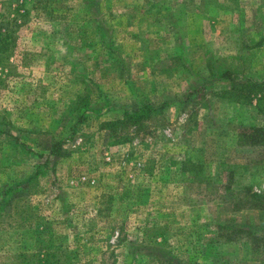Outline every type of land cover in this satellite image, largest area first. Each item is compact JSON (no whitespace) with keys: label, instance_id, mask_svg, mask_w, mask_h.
Masks as SVG:
<instances>
[{"label":"rangeland","instance_id":"1","mask_svg":"<svg viewBox=\"0 0 264 264\" xmlns=\"http://www.w3.org/2000/svg\"><path fill=\"white\" fill-rule=\"evenodd\" d=\"M0 13L19 26L0 70V264L48 250L264 264V207L240 202L264 198V145L237 144L264 117L222 101L230 84L212 76L264 80V0H0ZM144 103L168 106L116 144L105 124Z\"/></svg>","mask_w":264,"mask_h":264},{"label":"trees","instance_id":"2","mask_svg":"<svg viewBox=\"0 0 264 264\" xmlns=\"http://www.w3.org/2000/svg\"><path fill=\"white\" fill-rule=\"evenodd\" d=\"M18 27L19 26L16 19H6L5 15L0 13V70H2L3 72L6 70V64L10 62L12 53L16 48V34ZM212 76L217 80H227L231 83V86L228 90H226V96H224L223 99L235 104L247 105L248 107L253 108V110H258V112L260 111L261 114H263L264 109H262L261 102L264 99V81H257L249 78L243 80L238 78V76L233 71L229 70L220 71L219 73L213 72ZM2 82L3 79L2 77H0V83ZM167 106V104H162L159 107H155L152 103H144L137 110L125 112L124 116L121 119L106 123L105 128L113 133V136L116 139V144H121L128 140L125 139L126 136H124V134H126L127 132L129 133L131 130L136 132L137 130L142 128L143 124L149 121L154 114H164ZM239 142L241 145L250 147H258L264 145V128L251 123L246 131L240 133ZM62 149L63 148L61 146H54L50 151V156H63ZM42 170L43 166L39 165L34 174L23 186L28 187L29 185H31L33 180L37 179L40 175L43 174ZM240 202H242L241 207H246L249 209H261L264 207L263 195L257 192L247 194L245 198L240 199ZM3 218H6V213L5 211L0 210V222ZM28 218H33V216L28 215ZM21 228V226L8 227V229H14L15 233H19L20 231L24 230ZM5 232H7L6 228L5 230L0 229V234ZM237 232L241 233L242 231ZM243 233L249 235L250 238L254 236L250 231L244 230ZM154 244L156 247H161V253H165L162 250V243L157 244L154 241ZM65 259L67 263L62 261V259L60 258V253L52 252L50 250L45 251V253H42L41 251H26L17 253L12 264H78L75 263L70 256L65 257ZM171 259L172 260L169 261V255H167L165 256V259L163 257V259L160 258L159 260L162 262V264H176L173 263V261H175L174 257ZM88 264L99 263L90 261ZM103 264H106V262L103 261Z\"/></svg>","mask_w":264,"mask_h":264},{"label":"crops","instance_id":"3","mask_svg":"<svg viewBox=\"0 0 264 264\" xmlns=\"http://www.w3.org/2000/svg\"><path fill=\"white\" fill-rule=\"evenodd\" d=\"M223 81V80H222ZM224 81H227V80H224ZM257 81H260V80H257ZM262 81H264V80H262ZM229 84H230V86H231V83L229 82V81H227ZM222 101H225V102H227V103H231V102H229L228 100H222ZM262 117H264V114H261V118ZM250 121H249V123H243V124H241V128H242V132L243 131H246L248 128H249V126H250ZM259 127H261V128H264V126H260V125H258ZM241 133V132H240ZM237 144H240V142H239V139L237 140ZM241 145V144H240ZM242 146H244V145H242ZM257 193H261V192H257Z\"/></svg>","mask_w":264,"mask_h":264}]
</instances>
